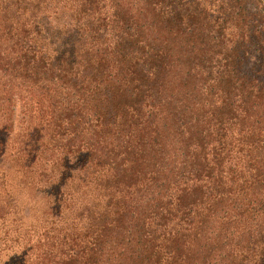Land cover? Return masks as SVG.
Listing matches in <instances>:
<instances>
[{"label": "trees", "instance_id": "16d2710c", "mask_svg": "<svg viewBox=\"0 0 264 264\" xmlns=\"http://www.w3.org/2000/svg\"><path fill=\"white\" fill-rule=\"evenodd\" d=\"M16 106L0 264H264V0H0Z\"/></svg>", "mask_w": 264, "mask_h": 264}, {"label": "rangeland", "instance_id": "374dc122", "mask_svg": "<svg viewBox=\"0 0 264 264\" xmlns=\"http://www.w3.org/2000/svg\"><path fill=\"white\" fill-rule=\"evenodd\" d=\"M20 106H16L13 115V121L9 129L0 130V203L11 202V198H17L24 205L28 204L26 186L23 184L22 171L16 169H7L9 166V158L16 154H11L14 149L13 142L15 135L18 134L22 128V115ZM4 122L3 117L0 118V123ZM3 125H0L2 127ZM10 152V154H4ZM5 172V175H4ZM5 190H4V189Z\"/></svg>", "mask_w": 264, "mask_h": 264}]
</instances>
